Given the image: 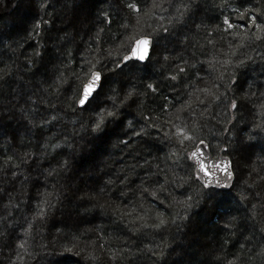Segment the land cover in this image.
Here are the masks:
<instances>
[{
  "label": "trees",
  "instance_id": "obj_1",
  "mask_svg": "<svg viewBox=\"0 0 264 264\" xmlns=\"http://www.w3.org/2000/svg\"><path fill=\"white\" fill-rule=\"evenodd\" d=\"M142 36L158 51L116 69ZM95 70L103 87L80 109ZM201 140L239 173L211 201ZM261 172L264 0H21L0 19V264H264Z\"/></svg>",
  "mask_w": 264,
  "mask_h": 264
},
{
  "label": "snow or ice",
  "instance_id": "obj_2",
  "mask_svg": "<svg viewBox=\"0 0 264 264\" xmlns=\"http://www.w3.org/2000/svg\"><path fill=\"white\" fill-rule=\"evenodd\" d=\"M127 7L135 12H140V8L136 4L129 3ZM234 11H238V9H234ZM251 20L253 24L256 23L255 16H252ZM224 24L228 25V28L233 27V24L228 19L224 20ZM257 27H259V25H257ZM165 31L167 30L165 29ZM151 43L152 42L150 38H142L136 40L135 46L131 49V55L123 57L122 63L117 62L116 69H119L122 72L123 69L128 66L127 62L129 60L134 59L141 62L145 61L148 52L150 50ZM181 71H184V69H181ZM173 79H175V77H173ZM103 81H104V77L101 75V73L96 72L93 74L92 80L87 85L84 86L82 95L79 98V105L82 108H84V110L91 108L92 104L99 97L100 89L103 87ZM148 88L151 89L153 92L156 91V89L150 84L148 85ZM134 94H135L134 90H129L124 98L125 102L128 99H131ZM232 108H237V104L233 103ZM96 111L99 112V107L96 109ZM107 117L109 118V120H106L103 116H101L98 120L93 121L94 127L92 131L97 134L95 136L96 140H100L102 138V134L106 124L109 121H115L117 119L116 113L112 111L107 112ZM53 119H55V117H53ZM175 135L178 138H182L180 140L181 143H183L184 140H188V141L193 140V136L189 135L184 130V128L181 127L176 128ZM200 144L203 145L204 141L201 140ZM191 158H194L196 162L199 164V169L197 175L195 176V179L202 180V189L204 191H202L201 195L207 198V200L211 201L213 200L214 197L226 194L218 191V189L228 188V184L224 183L222 177L226 178L229 181L232 179L233 172H232L231 161L220 160L218 162L217 161H213L211 163L206 162L204 159V152L202 149H197L196 151H193L191 153ZM36 163L38 166L39 158H36ZM64 166L67 167V161L64 162ZM51 174L52 173H49V175ZM25 180H27V177H25ZM145 191H147V189H145ZM153 195H155V193H153ZM189 199H191V197H189ZM45 202L47 203V201ZM50 207H54V205H50ZM141 219H143V217H141ZM160 223L163 224L164 221L161 220ZM21 247H23V245H21Z\"/></svg>",
  "mask_w": 264,
  "mask_h": 264
},
{
  "label": "water",
  "instance_id": "obj_3",
  "mask_svg": "<svg viewBox=\"0 0 264 264\" xmlns=\"http://www.w3.org/2000/svg\"><path fill=\"white\" fill-rule=\"evenodd\" d=\"M20 1H21V0H0V19L6 17V16H8V15H10V14L14 11V9L16 8V6L19 4ZM142 38H150V39H151V42H152L146 60L143 61V62H141V61H137V60H134V59H133V60H129V61L127 62V64H128L129 62H139V63H141V64H145V63H147V62L150 60V58H151V56H152V52H153V47H154V46H153V39H152L151 37H149V36H142V37H140V38H137L136 40H138V39H142ZM136 40H135V41H136ZM135 41L133 42V44H132V46H131V49L135 46ZM131 49H130V52L127 53L125 56H129V55H131ZM125 56H124V57H125ZM122 62H123V59H122ZM122 62H121V63H122ZM96 72H100L101 75L104 77V74H103L102 71H100V70L93 71V72L90 74V76H89L87 82L84 84V86L87 85V84L92 80L93 74L96 73ZM103 82H104V81H103ZM84 86H83V88H84ZM98 87H99V85H98ZM83 88H82V92H83ZM82 92H81V95H82ZM78 107H79L80 109H82V107L79 105V102H78ZM197 149H202V150H203V152H204V159H205L206 162L211 163V162H213V161H217V162H218V161H220V160L231 161L233 177H232V179H231L230 181L227 180L226 178H223V177H222L224 183L228 184V188H226V189H223V188H222V189H218V191H223V192H225V191H229V190H231V189L233 188L234 184H235V181H236V174H235V171H234L233 161H232L231 157H230L229 155L225 154L227 148L224 147V148L220 151V153H219V155H218L217 158L214 157V155H213V153H212V150H211V147H210V145H209L207 142H204L203 145H201V144L199 143V144L196 146V148L194 149V151H196ZM192 162H193V164H194V166H195V173H196V175H197V172H198V169H199V164L196 162V160H195L194 158H192ZM200 182L202 183V180H200Z\"/></svg>",
  "mask_w": 264,
  "mask_h": 264
},
{
  "label": "rangeland",
  "instance_id": "obj_4",
  "mask_svg": "<svg viewBox=\"0 0 264 264\" xmlns=\"http://www.w3.org/2000/svg\"><path fill=\"white\" fill-rule=\"evenodd\" d=\"M154 44V43H153ZM154 46V45H153ZM160 47V46H159ZM158 48V47H157ZM158 50H156V47L154 46L153 47V52H152V55H153V53L155 54L156 52H157ZM104 74V73H103ZM105 77V76H104ZM94 105V104H93ZM251 117V113H250V116H249V118ZM246 132H244V130H241L239 133H238V135H237V139H236V142H234L235 143V146L237 147V148H235L236 150L234 151V154H232V159H233V161H235V159H237V161H238V164H239V166H240V163H242V161H245V159H247V158H249V156L248 155H246L247 154V149H248V147H247V144H245L244 143V141H246L247 140V138H248V135H244ZM241 138H242V140H241ZM238 145V146H237ZM251 147V146H250ZM86 148L87 149H90V150H93L94 148H95V146H94V142H92L91 144H88V145H86ZM252 150V147H251V149H249V152ZM86 152V150H83V154H86L85 153ZM91 152L89 151L88 152V155L90 154ZM83 154H81V155H83ZM216 154H218V153H215V157H217V155ZM82 157V156H81ZM83 157H84V155H83ZM236 162V161H235ZM251 163V162H250ZM240 169V168H239ZM241 173V176L243 177V175H242V172H240ZM261 174H264V173H262L261 172ZM238 175V177H239V173L237 174ZM241 177V178H242ZM33 178H37L36 177V175L33 177ZM247 178V177H246ZM38 179H41L40 177H38ZM245 180L246 179H244L243 178V182H245ZM36 185V184H35Z\"/></svg>",
  "mask_w": 264,
  "mask_h": 264
}]
</instances>
